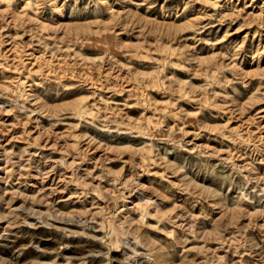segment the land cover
Segmentation results:
<instances>
[{
    "label": "rangeland",
    "instance_id": "374dc122",
    "mask_svg": "<svg viewBox=\"0 0 264 264\" xmlns=\"http://www.w3.org/2000/svg\"><path fill=\"white\" fill-rule=\"evenodd\" d=\"M0 264H264V0H0Z\"/></svg>",
    "mask_w": 264,
    "mask_h": 264
}]
</instances>
